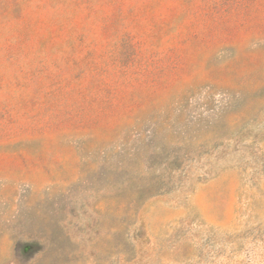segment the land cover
Wrapping results in <instances>:
<instances>
[{
  "label": "rangeland",
  "instance_id": "1",
  "mask_svg": "<svg viewBox=\"0 0 264 264\" xmlns=\"http://www.w3.org/2000/svg\"><path fill=\"white\" fill-rule=\"evenodd\" d=\"M0 264H264V0H0Z\"/></svg>",
  "mask_w": 264,
  "mask_h": 264
}]
</instances>
